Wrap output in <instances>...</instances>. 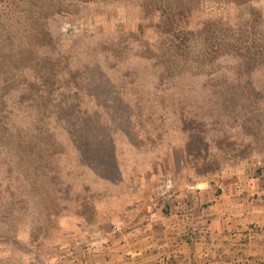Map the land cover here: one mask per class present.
Wrapping results in <instances>:
<instances>
[{
	"label": "rangeland",
	"instance_id": "obj_1",
	"mask_svg": "<svg viewBox=\"0 0 264 264\" xmlns=\"http://www.w3.org/2000/svg\"><path fill=\"white\" fill-rule=\"evenodd\" d=\"M33 11L0 28V264H264V68L177 63L126 0Z\"/></svg>",
	"mask_w": 264,
	"mask_h": 264
},
{
	"label": "trees",
	"instance_id": "obj_2",
	"mask_svg": "<svg viewBox=\"0 0 264 264\" xmlns=\"http://www.w3.org/2000/svg\"><path fill=\"white\" fill-rule=\"evenodd\" d=\"M111 1L0 0V28L9 27L19 14L27 11L29 5L38 9V12L33 11L34 27L38 26L43 10L47 17L60 15L70 23L82 10V5ZM126 1L135 3L146 21H154L160 48L177 63L183 62L189 55L200 65L211 64L223 56H233L246 71L264 68V25L260 23V16L251 14L247 21L234 24L199 16L203 14L205 4L242 7L256 0Z\"/></svg>",
	"mask_w": 264,
	"mask_h": 264
}]
</instances>
